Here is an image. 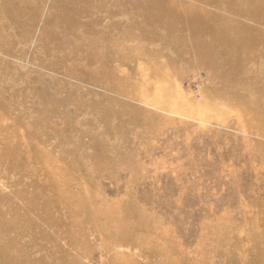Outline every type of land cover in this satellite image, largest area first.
<instances>
[{"label": "rangeland", "instance_id": "obj_1", "mask_svg": "<svg viewBox=\"0 0 264 264\" xmlns=\"http://www.w3.org/2000/svg\"><path fill=\"white\" fill-rule=\"evenodd\" d=\"M0 264H264V0H0Z\"/></svg>", "mask_w": 264, "mask_h": 264}, {"label": "bare ground", "instance_id": "obj_2", "mask_svg": "<svg viewBox=\"0 0 264 264\" xmlns=\"http://www.w3.org/2000/svg\"><path fill=\"white\" fill-rule=\"evenodd\" d=\"M74 19H71V18H67L66 19V21L69 23V22H72ZM101 31V30H100ZM92 32V31H91ZM94 32V31H93ZM97 32V31H96ZM104 33V32H103ZM92 34V33H91ZM126 37H128L127 39H131V36H130V33L128 34V36H126ZM110 38V37H109ZM107 39H108V36L105 34V35H103L102 36V38L100 39V41H102V43L101 44H97V43H94V42H89V43H87V48H90V50H92V49H95V47L97 46V45H100V46H102V45H104L105 43H106V41H107ZM199 40H201L200 38H199ZM203 42V41H202ZM202 42H199L198 43V46H196V48L197 49H199L198 50V52L201 54H203V57L205 56L204 54H206L207 52H209V50L208 49H203V51H202V48H201V46H202ZM230 42V40L229 41H225V40H222L221 41V45H219L220 46V50H221V52H219L220 54H222L224 57H225V59L224 60H222V64L223 65H225V66H227V67H233V68H237V69H242L243 67H244V64L246 63V62H248V58L249 57H247L246 55H243V54H241L240 52H236V51H232V52H228V50L227 49H225L226 48V46L228 45L227 43H229ZM107 44V43H106ZM89 46V47H88ZM106 48V47H105ZM227 52V54H224V53H226ZM203 60H205V59H203ZM90 80H95L94 78H91ZM91 82H95V81H91ZM91 85H93V86H95L94 84H91Z\"/></svg>", "mask_w": 264, "mask_h": 264}]
</instances>
